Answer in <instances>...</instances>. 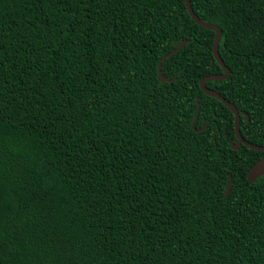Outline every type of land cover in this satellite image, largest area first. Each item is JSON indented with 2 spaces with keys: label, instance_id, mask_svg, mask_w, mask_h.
Returning <instances> with one entry per match:
<instances>
[{
  "label": "trees",
  "instance_id": "obj_1",
  "mask_svg": "<svg viewBox=\"0 0 264 264\" xmlns=\"http://www.w3.org/2000/svg\"><path fill=\"white\" fill-rule=\"evenodd\" d=\"M191 4L264 145V0ZM214 40L185 0H0V264H264V150L201 87Z\"/></svg>",
  "mask_w": 264,
  "mask_h": 264
},
{
  "label": "water",
  "instance_id": "obj_2",
  "mask_svg": "<svg viewBox=\"0 0 264 264\" xmlns=\"http://www.w3.org/2000/svg\"><path fill=\"white\" fill-rule=\"evenodd\" d=\"M186 1V5H187V8H188V11H189V14L191 15V17L196 21L198 22L199 24L207 27V28H210V29H213L215 31V40H214V44H213V52H214V55H215V58L218 60V62L221 64V66L225 69V73H219V74H210V75H207L205 77H203L201 79V87L203 89V91H205L206 93L210 94V95H213L215 97H217L218 99H220L221 101H223L226 105H228L233 111H234V114H235V131H236V138L233 139L232 141V146L234 148H238L239 147V144L240 142L250 146L251 148L253 149H256V150H260V151H263L264 150V145H257V144H254L248 140H246L241 132H240V127H239V124H240V117H241V113H243L247 118H248V113L245 112V111H239V109L232 103L230 102L228 99H226L222 94H220L218 91L212 89V88H209L207 85H206V81L208 80H211V79H218V78H227L230 76L231 74V69L229 68V66L224 62L223 58L221 57L220 55V52H219V41H220V38H221V35H222V29L219 25H216V24H212V23H209L207 21H204L203 19H201L194 11L193 7H192V4H191V0H185ZM187 43V40H182L179 45L174 48L172 51H170L169 53L165 54L159 61V65H158V71H159V74H160V78L162 81H169L171 79L167 78L164 74H163V71H162V62L164 59L168 58L169 56L173 55L175 52H177L178 50H180L185 44ZM198 105H200V102L198 101ZM197 112H198V109L195 113V118H194V122H193V126H195L196 122H197ZM260 173H264V157L261 158L256 167L254 169H252L249 174H248V177L251 181H254L255 180V177L260 174ZM231 185H232V177L230 178L228 184H227V189H226V194L229 193L230 189H231Z\"/></svg>",
  "mask_w": 264,
  "mask_h": 264
}]
</instances>
